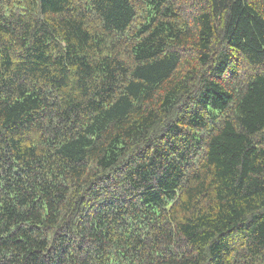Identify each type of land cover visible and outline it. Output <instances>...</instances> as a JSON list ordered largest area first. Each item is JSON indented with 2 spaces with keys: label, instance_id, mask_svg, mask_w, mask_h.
Returning <instances> with one entry per match:
<instances>
[{
  "label": "trees",
  "instance_id": "obj_1",
  "mask_svg": "<svg viewBox=\"0 0 264 264\" xmlns=\"http://www.w3.org/2000/svg\"><path fill=\"white\" fill-rule=\"evenodd\" d=\"M0 264H264V0H0Z\"/></svg>",
  "mask_w": 264,
  "mask_h": 264
}]
</instances>
